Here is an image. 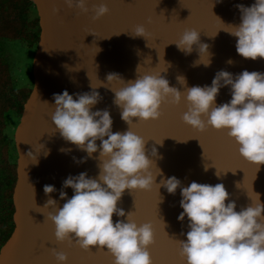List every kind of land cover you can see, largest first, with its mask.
I'll return each mask as SVG.
<instances>
[{
    "label": "water",
    "instance_id": "obj_1",
    "mask_svg": "<svg viewBox=\"0 0 264 264\" xmlns=\"http://www.w3.org/2000/svg\"><path fill=\"white\" fill-rule=\"evenodd\" d=\"M254 2L89 0L90 11L84 14L78 9H69L63 0H33L39 17L40 40L33 62L34 85L15 133L18 154L13 192L15 228L0 249V264H57L52 249L66 253L67 264H114V257L106 248L98 250V246H92L91 251H84L75 240L58 243L54 236L55 226L46 219L50 209L42 208L49 198L43 191L45 185L55 187L51 198L62 207L65 201L60 200L59 192L68 176L87 172L90 178H95L99 173L98 152L81 163L79 161L87 157V153L66 142L55 131L51 120L54 94L67 90L75 98L77 93L99 92L102 99L92 110H109L112 131L125 132L128 125L121 120L122 110L113 104L115 94L111 91L123 84L119 80L108 83L110 73L119 74L125 82L135 80L138 75L161 73L170 87L182 92V97L186 91L177 81L178 76L186 78L188 87H203L211 86L220 70L234 76L243 70L264 73V59L253 61L239 56L236 38L224 31L228 28L226 25L240 23L237 5L250 7ZM100 3L106 4L109 12L93 20L91 8ZM136 25H143L151 34L148 40L131 35ZM186 29H196L201 42L209 45L210 66H193L199 59L198 49L194 47L191 54L185 55L173 44ZM229 59L233 64L227 63ZM201 62H207L206 54L202 55ZM230 99L229 87H223L216 105ZM160 111L162 114L157 120L137 122L134 119L132 130L147 141L148 152L153 147L157 149L155 163L162 170L163 178L175 176L183 187L193 181L211 185L222 183L229 199L236 202L237 211L255 200L256 193L264 204V164L257 169L245 160L226 131L209 126L200 132L187 125L182 119L187 111L185 99L182 98L178 105L164 103ZM151 171L157 172L155 166ZM161 178L156 177L157 184ZM64 191L68 198L72 197L71 188ZM181 199L180 189L172 195L163 187L158 191L156 185L151 191L125 190L117 206L126 215L123 218L114 215L113 220L126 221L127 213L132 212L138 225L152 223L155 243L148 250L153 264H186L177 242L186 240V235L181 233L189 230L187 217L184 221L178 220L183 211Z\"/></svg>",
    "mask_w": 264,
    "mask_h": 264
},
{
    "label": "clouds",
    "instance_id": "obj_2",
    "mask_svg": "<svg viewBox=\"0 0 264 264\" xmlns=\"http://www.w3.org/2000/svg\"><path fill=\"white\" fill-rule=\"evenodd\" d=\"M63 2L80 13L90 11L89 0ZM237 7L241 13L240 23L228 24L224 31L236 38L239 56L253 61L264 59V0H255L250 7L242 4ZM91 11L94 12L92 19L97 20L108 14L109 8L100 3L93 5ZM131 35L148 40L151 34L143 25H136ZM173 44L185 55L191 54L194 47L198 49L199 59L193 66H210L209 45L201 42L200 32L196 29H186ZM203 54H206L207 62H201ZM227 63L231 65L233 61L229 59ZM113 80L123 84L111 91L115 94L113 104L122 110L121 120L128 125L125 132L112 131L113 119L109 110H92L102 99L99 92L77 93L74 98L65 90L53 96L55 104L51 120L55 131L66 142L87 153V157L79 162L99 153L97 177L90 178L87 172H81L63 181L59 192L60 200L65 201L62 207L51 198L55 187L44 186L43 191L49 198L42 208L50 209L46 219L55 226L56 241L75 240L84 251H91L92 246H98V250L106 248L114 257V264H153L148 250L155 243L153 224L138 225L132 212L127 213L126 221H114L113 216L123 218L126 215L117 206L125 190L151 191L156 185L158 191L163 187L172 195L180 189L183 211L178 220L184 221L187 217L189 230L181 233L186 235V240L177 242L179 254L186 264H264V204L260 202L259 194L256 193V199L248 206L237 211L236 202L229 199L222 183L211 185L193 181L183 187L175 176L163 178L162 170L155 163L157 149L153 147L148 152L147 141L132 130L134 119L137 122L157 120L162 114V104L178 105L183 98L187 111L182 119L187 125L200 132L209 126L226 131L238 145L239 154L259 169V165L264 164V73L243 70L234 76L220 70L211 86L203 87H188L186 78L178 76L177 81L186 91L183 97L180 90L170 87L161 73L138 75L127 82L119 74H108V83ZM223 87H229L231 99L217 106L216 98ZM97 141H100L99 145ZM153 166L157 169L155 174L151 171ZM207 168L205 166V170ZM157 176L162 177L158 184ZM67 188L73 190L71 198L64 191ZM52 254L57 264H67L66 253L52 249Z\"/></svg>",
    "mask_w": 264,
    "mask_h": 264
},
{
    "label": "trees",
    "instance_id": "obj_3",
    "mask_svg": "<svg viewBox=\"0 0 264 264\" xmlns=\"http://www.w3.org/2000/svg\"><path fill=\"white\" fill-rule=\"evenodd\" d=\"M34 11L33 0H0V39L19 40L28 47H38L41 29ZM31 91L32 87L16 86L9 63L0 55V249L15 228L13 192L17 155L11 152L12 143L6 138V130L12 111L21 118Z\"/></svg>",
    "mask_w": 264,
    "mask_h": 264
},
{
    "label": "rangeland",
    "instance_id": "obj_4",
    "mask_svg": "<svg viewBox=\"0 0 264 264\" xmlns=\"http://www.w3.org/2000/svg\"><path fill=\"white\" fill-rule=\"evenodd\" d=\"M37 15V9L34 11ZM33 18L35 15H32ZM37 52V47H28L19 40L0 39V55L7 60L11 67L12 77L18 88H33V62ZM18 114L15 111L11 112V117L8 121L9 126L6 130V138L11 144V152L15 154V133L20 123Z\"/></svg>",
    "mask_w": 264,
    "mask_h": 264
}]
</instances>
